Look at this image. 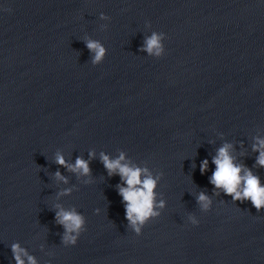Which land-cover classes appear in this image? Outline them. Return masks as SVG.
Here are the masks:
<instances>
[{
  "label": "water",
  "instance_id": "95a60500",
  "mask_svg": "<svg viewBox=\"0 0 264 264\" xmlns=\"http://www.w3.org/2000/svg\"><path fill=\"white\" fill-rule=\"evenodd\" d=\"M153 33L160 57L142 51ZM257 140L264 0H0V264H16L13 244L24 264H264V209L210 183L228 144L264 186ZM101 154L157 181L140 235ZM60 210L84 220L75 246Z\"/></svg>",
  "mask_w": 264,
  "mask_h": 264
},
{
  "label": "clouds",
  "instance_id": "9594fccd",
  "mask_svg": "<svg viewBox=\"0 0 264 264\" xmlns=\"http://www.w3.org/2000/svg\"><path fill=\"white\" fill-rule=\"evenodd\" d=\"M101 19H107V17L101 15ZM162 36L163 34L157 35L153 33L151 37L146 39L145 47L142 51H147L150 55L154 53L155 56L160 57L162 52L160 40ZM85 43L88 50L94 54L92 64L94 66L99 65L105 56V48L99 42L91 39H86ZM230 147V145L225 144L213 158L212 163L215 165V171L212 173L210 183L214 185L215 189H222L225 195L232 196L234 201L241 203L250 201L259 212L264 209V186H261L259 177L253 175L249 169L234 163L233 157L229 154ZM253 151L259 152L256 163L264 168V140H257ZM89 155L94 157L95 154L90 153ZM123 160V154L116 160H111L107 155L101 154V161L109 176L118 174L126 185V187L118 186L119 195L125 203L126 219L135 227L137 222L143 225L147 219L158 215L154 211V189L157 181L147 173V169L129 167L127 164L122 163ZM56 163L66 167L71 172H78L83 175H88L90 172L88 162L81 158L76 159L75 165H68L64 157L57 154ZM207 169L208 161L205 160L201 164V173L206 172ZM55 175L56 179L64 180L67 183L59 172ZM198 201L205 210L209 208L211 203L203 193L199 195ZM163 206V203H161L160 207L162 208ZM57 222L66 230L65 243L75 246L78 242L77 236L69 234L73 232L79 234L84 224L82 216L76 214L75 211L60 210L57 212ZM192 224L197 225L198 222L193 220ZM135 231L137 235L141 234L140 227H135ZM12 252L16 264H24L22 256H27V253L18 244L12 245ZM27 258L29 264H36L31 256Z\"/></svg>",
  "mask_w": 264,
  "mask_h": 264
}]
</instances>
